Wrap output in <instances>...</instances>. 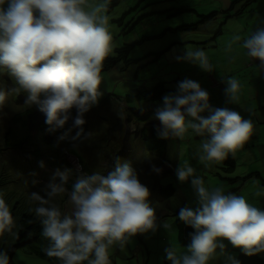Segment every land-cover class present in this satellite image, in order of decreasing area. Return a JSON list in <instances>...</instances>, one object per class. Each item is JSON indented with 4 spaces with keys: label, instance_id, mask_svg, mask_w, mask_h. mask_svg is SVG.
<instances>
[{
    "label": "clouds",
    "instance_id": "clouds-1",
    "mask_svg": "<svg viewBox=\"0 0 264 264\" xmlns=\"http://www.w3.org/2000/svg\"><path fill=\"white\" fill-rule=\"evenodd\" d=\"M109 2L0 0V73H5L9 83L8 89L0 88V109L15 101L16 95L19 97L15 105L17 110L10 114L8 126L2 131L0 147H3L5 134L10 129H22L25 122L35 142V153L41 151L40 157L35 158L23 141L26 134L15 137L12 142L18 147L1 152L0 157L13 152L18 156L17 166L21 165L22 155H25L31 160L36 159V169L44 167V175L38 178L39 182L47 183L43 194L32 191L27 198L36 204L31 211L40 220L42 237L48 241L43 252L59 264H111V249H123L137 234L155 233L159 227L173 232L174 219L160 222L155 208L149 203L150 189L140 181L136 169L119 158L136 152L132 161L134 166L137 160H149L141 151V142L163 163V158H166L164 162L169 160V138L183 142L193 135H207L210 138L199 143L195 157L205 169H209L229 155L234 158L255 131L252 120L244 119L239 112L229 108H214L209 103V93L198 82L185 79L178 84L176 93L165 95L167 90L155 100L151 110L138 114L131 107L132 116L116 115L114 124L110 119L108 128L101 127L110 141L116 138V149L103 152L112 153L109 158H105L102 151L98 152L99 146L95 143L92 145L94 150L80 144L91 137L88 111L98 104L104 77L114 78L110 69L119 61L117 57H110L115 45L107 15ZM234 46L243 49L251 60H259L260 66L264 67V27H258L243 37L239 32L234 33L226 41L224 51L230 54ZM151 53L156 60L157 51ZM130 55L131 52L127 55L128 61ZM177 59L193 63L206 72L214 71L204 49L186 45L183 55ZM224 83L227 102L239 104L240 80L229 75ZM215 86L222 88L220 82ZM132 96L127 99L131 100ZM161 101L163 106L159 107ZM107 103L109 101L97 110ZM19 107L24 109L19 110ZM122 111L120 108L116 113ZM38 112H42L45 118L38 126L32 127V117ZM145 116L149 119L145 120ZM65 124L81 132L74 138L54 132ZM154 126L158 128L159 136L166 139L164 157L150 150L148 145L154 137L151 132ZM82 129L85 133L79 138ZM35 136L43 138L47 149L34 140ZM46 140H52V143L46 144ZM75 143L79 146H74ZM89 153L97 154L96 158L88 159L85 154ZM100 163L105 174L91 173V169ZM152 170L157 174L163 171L154 164ZM175 173L181 183L191 181L197 207L180 209L179 219L195 231L190 234L191 243L186 249L173 243L165 250L169 264H215L221 260L223 264H240L228 253L225 241L248 256L264 253V210L256 207L245 195L226 193L222 186L206 183L188 162L180 163ZM159 189L163 195L162 203L169 200L171 204L177 191L174 185L170 183ZM172 189L173 196L167 197L164 190ZM254 196H264V187L257 188ZM62 199L65 203L61 207L57 202ZM172 215L174 217V213ZM14 227L12 210L0 192V237L6 233L14 234ZM0 264H10L7 251H0Z\"/></svg>",
    "mask_w": 264,
    "mask_h": 264
},
{
    "label": "rangeland",
    "instance_id": "rangeland-1",
    "mask_svg": "<svg viewBox=\"0 0 264 264\" xmlns=\"http://www.w3.org/2000/svg\"><path fill=\"white\" fill-rule=\"evenodd\" d=\"M112 1L110 0L109 6L112 5ZM153 1L157 0H122L119 5H117L114 9H109L107 15L110 17V30L113 35V43L115 45V49L113 54L110 57H118L117 54L118 49H122L127 45H130L133 42L142 41L144 37H150L154 35L155 31L158 29L155 27V22H152V18L157 17L155 15L146 17L149 21H138V17L134 18L135 15L131 14L130 10L138 7L139 9L145 8V10H150L151 6H146L144 4H149ZM164 1V3H158L153 6H159L162 4V7H168L170 4H173L174 0H160ZM248 0H245L241 3V6L245 5ZM232 0H229V4H231ZM212 3H219L218 0H204L203 5L205 6V12L209 9V5ZM264 3V0H259L256 3H253L250 6L246 13L242 15L240 18H233L232 21L238 24V27H235L236 30L240 34H247L255 31L258 27H264L262 24L261 18H259L258 12L260 6ZM6 7V5H5ZM239 9V8H238ZM128 12V14H126ZM256 12V13H255ZM134 13V11H133ZM171 14V12H168ZM167 14V13H166ZM185 17L181 20L187 21L189 15H184ZM163 20H160L159 17L156 19L160 22V24H165L170 27L177 25L178 20H174V18L163 17ZM187 23V22H186ZM189 23V22H188ZM191 23V22H190ZM197 23V22H195ZM221 27L223 29H227L226 36L220 42V49L217 51L220 54L226 53L223 51V47H225L226 41L230 40L232 33H230L229 27L224 26L222 24V20L220 21ZM174 24V25H173ZM161 28L162 26H158ZM209 27L213 29L214 27H219L216 23H210ZM142 31L145 33L142 34ZM142 34V35H141ZM204 31L201 29L197 31V33H188L185 32L184 35L172 33L169 31L168 39L169 40H180L184 39V42L193 39L196 42L205 41L207 38H203ZM139 35V37H138ZM141 35V36H140ZM151 40V41H149ZM147 40L146 44L142 46H135L134 50L130 55L131 60H139L138 63L132 64L130 66H126L124 60H120L115 63L114 67L110 69L111 74L114 75L112 79L107 76L104 77V80L101 84L100 91L102 92V96L99 98V102L97 105H94L90 111H88V117L91 122L90 133L91 137L82 141V144L85 148H93V144L99 146L98 152L102 151V154L105 158H109L112 156V153H103V152H112L116 149V138H113L114 141H110L109 137H105L104 129L110 126V119H113L114 124L116 122V115H131V107L136 110L138 114H143L155 105V101H151L149 99H131L128 100V96H132L137 94L140 91H145V89L150 90L154 88L160 81L167 82V89L165 95L173 94L177 92L178 83L174 80L177 78L191 79L193 77L191 73H188V63L187 61H180L177 59L178 56H181L179 52L182 50L184 52L186 45L177 46L175 45L173 49L167 50L166 55H159L156 60H154V53L152 51H160L161 44H170L171 41L165 39H157L151 38ZM149 41V42H148ZM143 44V43H142ZM191 47L192 45H187ZM205 50L209 54L213 52L212 46L213 42H208L205 44ZM237 52H240L237 56L240 64L233 66L230 68V63L225 64L223 58L218 55L212 58L211 63L214 66V71L223 73L224 70L228 74L231 72L235 74H239L240 79H243V84L245 88L249 89L246 94L244 93V98L248 99V104H246L244 110H236L240 113V115L244 119H250L253 121L255 125L254 135L251 140L246 144L248 148L245 147L246 155L241 156L239 152H242V149L238 151L236 154L237 163L235 171L227 172L223 168L226 167V164L223 162L218 165H213L209 169H205L203 165H201L198 159L195 157V152L199 147V143L202 140L210 138L209 136L199 137V136H191L190 138L185 139L183 142L169 138L168 143V153L167 158L169 159L166 165H174L177 167L180 163L188 162L192 166H194L197 170V174L202 173V176L205 178L206 183H209L212 186H222L225 192H231L238 195H245L250 202L254 203V205L261 210H264V196L255 197L254 192L259 187H264V74L256 73L252 75H247L246 70L250 69V67H246L245 70H241L244 66V63L248 61H253L250 58H246L245 52L243 49H239ZM231 54V53H230ZM227 66V68H225ZM256 67V64L253 65ZM199 67V66H198ZM194 69L199 70L197 67ZM255 69V68H254ZM253 69V71H254ZM200 71V70H199ZM204 73L209 74L210 72H206L202 70ZM245 71V72H244ZM5 73H0V88H9V83L5 78ZM200 84V83H199ZM164 95V96H165ZM26 97V94L25 96ZM115 97L117 99L115 100ZM19 97L16 95V100L7 103L2 109H0V138L2 135V131L4 128L8 126V119H10V114L15 112L17 109L16 102ZM12 100V98H10ZM106 101L109 103L106 104L105 107L97 110L99 106L104 104ZM159 107L163 106V101L158 103ZM251 106V108H249ZM122 109V113H116L118 109ZM255 108L254 113L251 111ZM24 109L23 107H19V110ZM109 118V119H108ZM121 116H119V119ZM27 134H29V129L25 130ZM26 136V134L24 135ZM34 140L45 146L46 149L48 145H45L42 137L35 136ZM141 151L146 153V156L149 160H137L134 163L137 165L134 166L132 161L136 157V152L119 157L124 164H130L133 166L139 176L140 181L146 185L150 189V197L149 203L155 208L156 213H160L162 210L158 207L161 206L163 195L160 193L159 186H157L158 174L152 170V165L154 164L156 167H160L162 162L157 158V154H153L147 150V147L141 142ZM79 146L77 143L74 146ZM28 147L32 154L35 153L36 147L34 145V141L30 140L28 143ZM52 151H56V149L51 148ZM94 150V148H93ZM2 151L0 150V153ZM242 153H245L243 151ZM17 154L10 152V155L7 156L1 155L0 157V170L5 169L10 171L16 175V177L10 173L9 178L6 180L12 182L8 189L12 190L14 195H10V198H7L5 194L4 197L9 204L12 213H20L26 210H32L36 207L35 203L29 201V194L34 191L40 194H43V190L46 187L47 183L42 181L39 182L38 178L44 175V167H36L34 166V160L29 159L27 156L22 155L23 159H21V165L17 166L16 164V156ZM85 156L94 160L97 156L95 153L85 154ZM7 157V158H6ZM6 158V159H5ZM36 158V157H35ZM104 158L101 159V162ZM33 163H30V162ZM12 162V165H3ZM100 162V161H99ZM160 164V165H159ZM34 166V167H33ZM101 172V174H105L104 169L100 163L97 168H92L91 173ZM259 172V174H258ZM173 170L169 171L168 182H175V179L172 176ZM3 176V175H2ZM21 179V180H18ZM166 180V182H167ZM176 180L178 178L176 177ZM35 182V183H34ZM4 183V182H3ZM176 184L177 194L175 198H196L195 191L191 185V181H187L181 183L178 181ZM4 185V184H3ZM168 188V187H167ZM61 207L65 203V199H62L57 202ZM184 203H179L172 205L170 208L171 212H175L180 210L181 208H185ZM66 209V207H65ZM168 214V209L163 210V215L166 216ZM160 222H163L166 219H174L173 224V232L165 230L163 227H159L155 233L149 232L147 234H137L132 237L126 246L123 249L119 247H114L111 249V264H169V261L166 258V249L171 247L174 244L179 247L186 249L187 246H182L179 228L176 225V219L171 216L163 217L159 216ZM165 231V233H164ZM14 234H5L0 237V251L11 252L13 247L16 245L17 237H18V225H15L13 229ZM160 244V246H159ZM233 251H228L231 255L235 256L237 259L238 249L233 247ZM260 257H264V253H260ZM13 263L14 264H59L52 263L48 259L40 258L36 255L30 253L29 249H18L15 251L13 255ZM215 264H223V261H217Z\"/></svg>",
    "mask_w": 264,
    "mask_h": 264
},
{
    "label": "trees",
    "instance_id": "trees-1",
    "mask_svg": "<svg viewBox=\"0 0 264 264\" xmlns=\"http://www.w3.org/2000/svg\"><path fill=\"white\" fill-rule=\"evenodd\" d=\"M122 0H114L112 1V5H108L109 9H114L117 5H119L121 3ZM190 2V0H187ZM242 1L245 0H236L233 2L234 5L241 3ZM258 0H248L244 7H242L240 10L236 11V14H240L242 13L247 6H249L251 3H254ZM175 2V3H174ZM173 4L169 5L168 7L164 6H158L157 10H145L147 13H142V11H144L143 9H139L138 7H135V9H131L130 12L131 14L135 15L134 18L138 17V21L143 20V21H149L155 22V27L157 28L158 22H156V19L159 17L160 20H163V17H168V18H175L174 20H178V23L175 26H168L165 24H161L162 27L159 28L160 31H155L154 35H151L150 37H144L142 41L140 42H133L130 45H127L126 47L122 48V49H118L116 52L119 55L117 57V61L119 60H126V66H130L132 64H134L135 62H137L138 60H131L129 59V61L127 60V55L129 54V52L132 53V51L134 50L135 46H138L140 44V46H144L147 42V40L151 39V38H157V39H167V37H165L166 34H169V31L172 33H176V34H180L183 35L185 32H194L198 29L199 25H203L205 23H207L210 20H213L215 18V14L216 12L210 14V15H206V16H200V20H195V14H196V8L194 6L191 5V3H184L186 2L185 0H174ZM158 3H164V1H158L155 4ZM153 4V5H155ZM183 4H188L183 5ZM152 5L151 3H149V6ZM234 5H232L231 9H229L230 11L234 10L235 7ZM170 7V8H169ZM134 11V13H133ZM168 12H171V14H169ZM167 13V14H166ZM128 14V12L126 13ZM157 16L154 17L152 19L147 20L146 17H150V16ZM184 15H189L187 18V21H182L181 18L183 19L185 16ZM187 22V23H186ZM189 22V23H188ZM191 22V23H190ZM197 22V23H195ZM160 23V22H159ZM174 25V24H173ZM220 33V31L218 32V34ZM151 41V40H149ZM148 41V42H149ZM173 41V40H171ZM162 46V45H161ZM164 50L160 49V51H157V55L156 58H158L159 55H166L167 51L165 48H163ZM155 51V50H154ZM109 68V65H108ZM176 83H180L182 80V78H177L176 80H174ZM247 89V88H246ZM167 83H158L154 88H152L151 91L145 89V91L139 92L138 94H136L135 96H132V99H137V100H141V99H149V100H157L160 96H162L166 91H167ZM248 92V90L245 91ZM249 93V92H248ZM247 102L248 99H246ZM255 109V108H254ZM74 112L77 113V110L74 108ZM145 120L149 119V116H145L144 118ZM19 123V122H18ZM17 123V124H18ZM22 129L19 128L18 130H16L15 128H11L6 134H5V140L3 143V147H0V150L2 152H4L5 150H10L13 151L15 148L18 147V144L15 145L12 141L15 139V137H21L22 135L27 134L28 130V124L27 123H23L22 125ZM86 128V127H85ZM158 128H156L155 126L151 128V132L154 135V137L152 139H150L151 143L149 145L150 150L152 151H156L158 153H160L161 157H164V150H165V141L166 139L161 138L158 134L157 131ZM60 130L63 132H60ZM56 134L60 133V134H64L67 137L70 138H74L77 137V133H80L79 131H75L73 129H71L70 127L67 126V124H65L63 127L61 128H57L54 131ZM85 133L84 129H82V134L79 136L82 137L83 134ZM78 139V138H77ZM76 139V140H77ZM32 140V136L27 134V136L24 138L23 141L26 142V145L28 146L29 141ZM46 144L52 143V140H46L45 141ZM35 144V142H34ZM25 145V146H26ZM40 153L41 151H36V153H34L36 158L40 157ZM166 158H163L162 160L164 161ZM224 164H226V167L223 168L224 170H226L227 172H233L235 171L236 168V163H237V158L236 156L233 158L231 155H229V157L227 159H225L223 161ZM3 175V176H2ZM10 175V169H8V171H6L5 169L0 170V192H2L4 195H7V198H10V195H14L15 193H12L11 189L6 188L7 186H9L10 181L6 180L9 178ZM4 182V183H3ZM4 184V185H3ZM173 190H164V194L167 197H171L173 196ZM179 211H176V213L174 214V217L176 218V225L177 228H179L180 234L182 235L181 238V243L182 246H188L191 243V238H190V234L193 233L195 231V229L191 228L190 226L184 224L180 219H179ZM13 216L15 218V225H18V237H17V242L16 245L13 247L11 252H7L10 258V264H14L13 263V255L15 253L16 250L18 249H29L30 253L33 255H36L40 258H44V259H48L50 262H57L59 263L57 260L50 259L48 258L45 253L43 252V248L47 246L48 241L45 240L42 237V224L40 223V220L34 215V213L30 210H26V211H22L20 213H13ZM166 230V229H165ZM160 246V244H159ZM2 251V250H1ZM237 259L240 261V264H264V257H260V254L257 255H253V256H248L246 254H244L242 251H238V256Z\"/></svg>",
    "mask_w": 264,
    "mask_h": 264
},
{
    "label": "crops",
    "instance_id": "crops-1",
    "mask_svg": "<svg viewBox=\"0 0 264 264\" xmlns=\"http://www.w3.org/2000/svg\"><path fill=\"white\" fill-rule=\"evenodd\" d=\"M158 1H160V0L151 2V4H152V5H150L151 11L157 10L158 6H153V4L157 3ZM185 1L186 2H184V3H191V5L196 8L195 20H200L199 17L201 15H208V14H211L213 12H216V14H215L216 16L213 20H210L203 25H199V27L196 31L189 32V33H197V31H200L202 29L204 31V34L202 36H203V38H207V39L205 41H199V42H196L193 39H190L189 41H186V42H184V39H180V40L173 39V41H171L168 39V34H166L165 35V37H167L166 40L171 41V43L170 44L162 43L161 49L164 50L163 48H165L166 51L167 50L171 51L175 45L181 46L183 44V45H192L191 48H193V49L200 48V49L205 50V47H206L205 44H207L208 42H213V46H212L213 52H211L209 54L207 53L208 57L210 59V62L212 61V58H214L215 56H217V58H218V55H220L223 58V60L225 61V64L230 63L229 64L230 68H232L235 65L240 64V61H238V58H237L238 54L240 53L237 51L240 48H237L236 46H234V50L231 54L224 53V52H223V54H220L219 52H217L220 49V42L226 36V31H227V29H223V27L220 26L221 25L220 21L222 20V24H224V26H226V27H229L230 33H232V35H233L234 33L238 32L235 27H238L239 25L234 23L232 21V19L235 17L236 18L242 17V15L247 12L248 8L250 6H252L253 3H251L250 6L247 9H245L242 13L237 15L236 11L238 10V8L240 9L242 6H241V3L234 5L233 2L236 0H232L231 4L228 3L229 0H218L219 3H217V4L212 3L208 6L209 9L207 10V12H205V9H204L205 8V6L203 5L204 0H190V2L187 0H185ZM258 1H256V2H258ZM256 2H254V3H256ZM144 5L149 6V4H144ZM183 5L187 6L188 4H183ZM232 5H234L235 9L230 11L229 9H231ZM159 6H162V4ZM143 13H145V12H143ZM258 15H259V18H261V21H264V3H262V5L260 6ZM157 21L158 20H156V22ZM211 22L213 24L216 23V25H219V27H214L213 29H211L209 27V24ZM262 24L264 25V23H262ZM158 26H162L159 22L157 25V29H158V31H160ZM219 31H220V33L218 34ZM232 35H231V37H232ZM241 35H242V37L244 36L243 33ZM224 48L225 47H223V51H224ZM179 52L181 53V56L184 53L182 50H180ZM246 58H247V56H246ZM177 62L181 63L182 61L180 60ZM255 64H256V67L253 66ZM250 66H251V68L246 70L247 75L255 74V72L264 74V67L260 66L259 60H253V61L247 60L244 63V66L241 70H245L246 67H250ZM195 67H197L200 71L197 69H194ZM225 68H227V66ZM253 69H254V71H253ZM188 73L189 74L191 73L193 80L200 83L202 89L206 90L209 93V96H210L209 103L214 108H229L230 110L236 111V110H244L246 104H248V102L246 101V98H244V93L246 90H249V89L245 88V86L243 84V79H240L239 74H235L233 72L228 74L227 72H225V70L223 73L213 71V72H210L209 74H206L202 71V69L200 67H198L197 65L190 63V62L188 63ZM229 75L235 76L237 79L240 80V82L242 84L241 100H240L239 104L227 102V97L225 96L226 84L224 83V79ZM216 82H220L222 88H217L215 86ZM202 115L207 116L208 113H203ZM245 147L248 148L246 145H245ZM245 147L242 149V152L245 151V153L239 152L241 154V156L246 155V151H248V149L245 150ZM167 162L163 161V163L161 165L159 164L160 165L159 168H161L163 171L158 174L157 186H159V187L163 186V185L167 186L168 184H170L171 182H168L169 180H167V179L169 177V171L173 170L172 176L175 179V182H173L172 184L176 188L175 183H178V181H179V180H176L177 176L175 173V169L177 167H175L174 165H166ZM199 175H202V173H200ZM166 180H167V182H166ZM176 190H177V188H176ZM176 194H177V191L175 193V196H176ZM238 195H239V193H238ZM175 196H174L173 202L171 204H170L169 200H166L165 203H161V206L158 208H160L162 211L160 213H158L157 215L163 216V217H168V218H169V216H173L172 214L174 212L170 211L171 206L175 205V204H179L181 202L184 203L185 206L191 207L193 209H195V207H197V203H196L197 198H192V197L191 198H180V200H179V198H175ZM165 209H168V214L166 216L163 215V210H165ZM172 218H175V217H172ZM164 233H165V231H164ZM225 243L227 245V251H233L234 250L233 246L230 243H228L227 241H225Z\"/></svg>",
    "mask_w": 264,
    "mask_h": 264
},
{
    "label": "water",
    "instance_id": "water-1",
    "mask_svg": "<svg viewBox=\"0 0 264 264\" xmlns=\"http://www.w3.org/2000/svg\"><path fill=\"white\" fill-rule=\"evenodd\" d=\"M45 115L42 112H38L35 116L32 117V127L38 126L41 122L42 119L45 118Z\"/></svg>",
    "mask_w": 264,
    "mask_h": 264
},
{
    "label": "bare ground",
    "instance_id": "bare-ground-1",
    "mask_svg": "<svg viewBox=\"0 0 264 264\" xmlns=\"http://www.w3.org/2000/svg\"><path fill=\"white\" fill-rule=\"evenodd\" d=\"M174 191V190H173Z\"/></svg>",
    "mask_w": 264,
    "mask_h": 264
}]
</instances>
